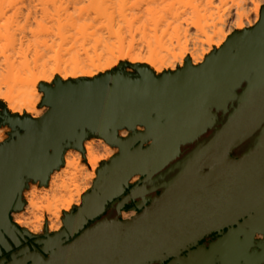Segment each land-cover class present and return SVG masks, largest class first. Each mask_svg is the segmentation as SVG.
<instances>
[{
    "label": "water",
    "instance_id": "obj_1",
    "mask_svg": "<svg viewBox=\"0 0 264 264\" xmlns=\"http://www.w3.org/2000/svg\"><path fill=\"white\" fill-rule=\"evenodd\" d=\"M126 66L92 78L42 82L40 106L47 110L38 118L2 105L0 124L11 131L0 142V255L12 248L9 239L22 243L17 233L35 237L12 220L25 206L30 182L47 185L65 152L84 151L88 138L101 137L119 151L99 166L81 205L64 212L61 230L46 227L34 251L25 246L0 264H264V5L254 26L235 31L198 65L187 58L183 67L160 74L148 64L132 65L134 72ZM124 128L128 135L122 137ZM246 141L247 150L232 157ZM193 142L199 145L163 197L179 207L176 220L155 202L132 219L104 217L86 226L132 176L151 178ZM204 166L210 171H200ZM192 220L204 231L237 227L209 245L170 242L191 236Z\"/></svg>",
    "mask_w": 264,
    "mask_h": 264
},
{
    "label": "bare ground",
    "instance_id": "obj_2",
    "mask_svg": "<svg viewBox=\"0 0 264 264\" xmlns=\"http://www.w3.org/2000/svg\"><path fill=\"white\" fill-rule=\"evenodd\" d=\"M261 8L257 0H0V98L14 114L42 116L47 110L37 107L42 82L95 77L115 64L109 57L101 63L102 53L89 55L86 49L87 58H82L79 43L83 46L93 37L96 45L103 43L112 52L111 38L122 42V35L128 36L124 32L131 36L134 29L150 42L145 54H127L133 62L148 64L157 74L165 68L174 71L189 56L198 65L212 46L220 48L232 32L256 24ZM250 10L254 24L246 17ZM32 49L35 57L30 60ZM18 54L24 55L22 61H17ZM120 133L125 136L128 130ZM84 151L88 163L81 151L68 150L64 167L51 174L47 185L32 184L24 190L26 205L14 213L21 227L38 234L47 217L51 231L60 230L62 211L81 204L97 178L100 161L115 149L101 138L86 140Z\"/></svg>",
    "mask_w": 264,
    "mask_h": 264
},
{
    "label": "flooded vegetation",
    "instance_id": "obj_3",
    "mask_svg": "<svg viewBox=\"0 0 264 264\" xmlns=\"http://www.w3.org/2000/svg\"><path fill=\"white\" fill-rule=\"evenodd\" d=\"M213 132L214 130H209L206 136L211 135ZM198 145H199L198 142H193V143L183 146L180 156H178L176 159H174L173 161H171L170 163L162 167L149 179H146L145 176L141 174H135L134 176H132L128 181V187L125 189V191L121 193L119 196L115 197L113 200H111L107 204L105 211L95 220L90 221L86 226H89L96 220L104 218V217L116 218L120 220L132 219L137 214L144 212V210H146L148 207H150L155 202L162 203L161 208L165 209L168 212V216L172 218L173 221L176 220L178 217V214H175V212L173 211H177L179 207L176 205H172V203L170 205L168 204L167 201L163 203L164 193L168 191L169 184L172 181L177 179L183 167L186 165V162L189 159V155L192 154V152L197 148ZM248 146H249V141H246L242 143L241 145L237 146L236 148H234L230 152V155L232 157H238L247 150ZM200 171L206 173L210 171V168L204 166L201 168ZM178 194L179 193L177 191L175 199H177V197L179 196ZM211 194H214V192H208V194H206V197L213 196ZM221 198H222L221 202L223 203V206L226 209V206L228 203L226 194L221 195ZM23 200L25 201V205H26V200L24 199V196H23ZM15 212L18 213L21 211H14L12 213V220L20 227V229H22L23 227H21L14 219L13 214ZM125 214H129V215L126 216ZM197 215L204 219L207 217L205 214L204 215L197 214ZM192 216L193 215H191V217ZM238 220L241 222L243 218L239 216ZM194 225H195L194 220H192V222L189 225V227L192 229L191 234H190L191 236L170 237L172 239L170 240V242H176V243L186 242L187 244L197 243L198 245H201V244L209 245L211 242L220 238L223 233L227 232L229 227H237L236 223H229V225L224 226V227H219L217 229H210V230L204 231L202 229L198 230L196 226ZM47 231L49 232L48 225H47ZM45 232H46V228L39 234H34L31 232L30 233L32 235H35V237H44ZM49 233H54V232H49ZM17 235L20 237L22 243L17 246L11 241V239H9V241L12 244V248L8 252L3 250L2 254L0 255V259L4 257H6L7 259H11V254L13 252H17L25 246H28L31 249V251H34L33 244L35 241V237L28 238V240H25L18 233ZM255 237L261 238L262 235L256 234ZM191 249H194V247H191ZM186 253H187V250L182 252V254H186ZM171 259H173V257H170L165 262H168ZM155 264H159V263H155Z\"/></svg>",
    "mask_w": 264,
    "mask_h": 264
},
{
    "label": "rangeland",
    "instance_id": "obj_4",
    "mask_svg": "<svg viewBox=\"0 0 264 264\" xmlns=\"http://www.w3.org/2000/svg\"><path fill=\"white\" fill-rule=\"evenodd\" d=\"M257 1H259V2H261V4H262V6L264 5V0H257ZM229 4H231L230 2H229ZM251 7H253V5H250ZM246 17H248V19L254 24L255 23V14H254V12H252V10H250V11H248V13H247V16ZM245 22L247 23V19H245ZM248 26V25H247ZM248 28V27H247ZM125 31V30H124ZM133 31H137V30H132V32H131V36H130V33H126V32H128V31H125L124 32V34H128V36L127 35H122V36H124V37H126V39L125 38H122V39H124L122 42H119L118 41V39L117 38H111V40H110V42L109 43H115V45L113 46V45H111L110 47L112 48L111 50H112V52H110V50L107 48V47H104L103 46V43H101V44H99V45H96L95 44V42H94V38L93 37H90L89 38V40H87L86 42H85V44L83 45V46H79V44L76 46V49H80V53H81V57L82 58H87L86 56H87V54H86V50H88V54L89 55H95V54H100V53H102V57H100L101 59H100V62L101 63H105V61H106V59L109 57V58H112L113 60H114V62H115V64H113L110 68H108L107 70H105V71H102V72H100V73H98L97 75H100L101 73H105V72H107V71H109V70H112V69H115V68H117L118 67V65L120 64V63H122V62H125V63H127V66H126V69L128 70V71H130V72H134V69H133V67H132V65H137V64H139V63H136V62H133L128 56H127V54L129 53V52H131L132 54H136V53H139V52H141V53H143V54H145L146 52H147V46H148V43L150 42L149 40L150 39H148L147 37L148 36H146V37H143V34L141 35V33L140 32H138V34H136V33H134ZM235 32V31H234ZM234 32H232V34L234 33ZM132 33H134L133 35H132ZM140 33V34H139ZM231 34V35H232ZM149 41V42H148ZM52 42V41H51ZM94 46H97V49H96V52H95V49H94ZM130 46H131V48H130ZM85 47V48H84ZM86 49V50H85ZM216 49H218L216 46H212L211 48H210V50H209V52H208V54H210L213 50H216ZM131 50V51H130ZM28 53V52H27ZM51 53H53V52H51ZM51 53L49 52V54H48V56L49 55H51ZM207 54V55H208ZM18 57H17V61H22L23 60V56L24 55H22V54H18L17 55ZM28 56H29V59L30 60H32L35 56H34V49H32L29 53H28ZM69 57H70V55H69ZM65 59H66V56L64 57ZM187 58H190V56L189 57H187ZM186 58V59H187ZM46 59H48V57H46V58H43V59H40V61L38 62L39 64H41V63H43V62H45L46 61ZM67 59H68V57H67ZM186 59L184 60V63H183V65L181 66V67H183L184 66V64H185V62H186ZM140 64H144V63H140ZM180 67V66H179ZM179 67H177V68H179ZM176 68V69H177ZM175 69V70H176ZM167 70H169V68H165L164 69V71H167ZM87 77H90V76H87ZM81 78V77H80ZM90 78H92V77H90ZM69 79H72L71 77L69 78ZM55 80V79H54ZM54 80H52L51 82H47V83H49V84H52L53 82H54ZM68 80V79H67ZM41 93H42V98H43V95H44V93L41 91ZM40 103H41V101L38 103V109L39 110H45V109H47V107L46 106H43V107H41L40 106ZM2 105H5L6 106V108L9 110V108H8V106H7V103L3 100V99H1L0 98V110H2ZM10 111V110H9ZM10 113H12L11 111H10ZM12 114H14V113H12ZM27 113L26 112H23L21 115L23 116V115H26ZM0 129H2V134H3V136H4V140L6 139V138H8L9 137V133H10V131H11V128L9 127V126H7V125H1L0 124ZM120 136H123L121 133H120ZM90 139H94V140H96V139H101V137H92V138H88V139H86V140H90ZM103 139V138H102ZM3 140V141H4ZM86 140L84 141V143L86 142ZM0 142H2V141H0ZM110 144V143H109ZM84 146V145H83ZM110 146L113 148V149H115V151L112 153V155H111V157L113 156V155H115L118 151H119V148L117 147V146H113V145H111L110 144ZM73 149H77V148H69L68 150H73ZM67 150V151H68ZM77 150H79V151H81L82 152V154H83V157H84V162H86V163H88V159H87V156H86V154H85V151H82V150H80V149H77ZM66 151V152H67ZM110 157V158H111ZM109 158V159H110ZM109 159H107V160H101L100 161V165L104 162V161H108ZM99 165V166H100ZM61 167H64V165L63 166H61ZM60 167V168H61ZM59 168V169H60ZM99 168V167H98ZM37 182H30L29 183V185H28V187L26 188V189H30V187H31V185L32 184H36ZM38 185H39V187H41V186H43V185H40L39 184V182H38ZM84 195V194H83ZM74 206H76V205H74ZM74 206L72 207V209L74 208ZM71 209V210H72ZM70 210V211H71ZM22 211V210H21ZM64 212H66V211H62V216H61V218H60V221L62 222V225H61V228H62V226H63V217H64ZM47 216H49V214H46ZM47 225H48V230H50L51 231V229H50V226H51V223H50V220L46 217V220L44 221V225H43V229L40 231V232H42L46 227H47ZM60 228V229H61ZM25 229H27L29 232H31L30 231V229L29 228H26L25 227ZM39 232V233H40ZM52 232H54V231H52ZM31 233H33V232H31ZM38 233V234H39ZM35 234V233H34Z\"/></svg>",
    "mask_w": 264,
    "mask_h": 264
},
{
    "label": "crops",
    "instance_id": "obj_5",
    "mask_svg": "<svg viewBox=\"0 0 264 264\" xmlns=\"http://www.w3.org/2000/svg\"><path fill=\"white\" fill-rule=\"evenodd\" d=\"M261 10H262V8H261ZM260 17H261V14H260ZM259 20H260V18H259ZM259 20H258V21H259ZM254 25H255V24H254ZM254 25H253V26H254ZM227 40H228V39H227ZM227 40H226V41H227ZM139 128H140V129H143L142 127H139ZM119 134H120V131H119ZM127 135H128V134H127ZM127 135H125V136H127ZM125 136H122V137H125ZM65 153H66V152H65ZM64 156H65V154H64ZM61 168H62V167H61ZM61 168H60V169H61ZM60 169H56V170H60ZM56 170H55V171H56ZM55 171H54V172H55ZM52 173H53V172H52ZM52 173H51V174H52ZM51 174H50V176H51ZM49 180H50V177H49ZM49 180H48V181H49ZM36 184H38V182H37ZM92 186H93V185H92ZM90 189H91V188H90ZM90 189H89V190H90ZM85 193H86V192H85ZM85 193H84V194H85ZM23 194H24V192H23ZM23 196H24V195H23ZM81 203H82V202H81ZM80 205H81V204L76 205V206H80ZM69 212H70V211H69ZM13 216H14V214H13ZM14 219H15V218H14ZM24 229H25V228H24ZM60 230H61V229H60ZM49 232H52V231L49 230ZM54 232H57V231H54Z\"/></svg>",
    "mask_w": 264,
    "mask_h": 264
}]
</instances>
